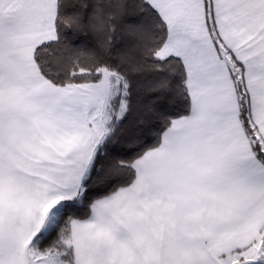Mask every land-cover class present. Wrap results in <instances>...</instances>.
<instances>
[{
	"label": "snow or ice",
	"instance_id": "6c2138e0",
	"mask_svg": "<svg viewBox=\"0 0 264 264\" xmlns=\"http://www.w3.org/2000/svg\"><path fill=\"white\" fill-rule=\"evenodd\" d=\"M0 264H264V0H0Z\"/></svg>",
	"mask_w": 264,
	"mask_h": 264
}]
</instances>
